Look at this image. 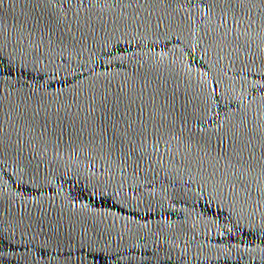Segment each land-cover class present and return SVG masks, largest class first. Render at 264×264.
<instances>
[{"label": "water", "instance_id": "95a60500", "mask_svg": "<svg viewBox=\"0 0 264 264\" xmlns=\"http://www.w3.org/2000/svg\"><path fill=\"white\" fill-rule=\"evenodd\" d=\"M0 264H264V0H0Z\"/></svg>", "mask_w": 264, "mask_h": 264}]
</instances>
